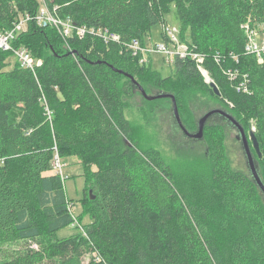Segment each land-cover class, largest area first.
<instances>
[{"label": "trees", "instance_id": "obj_1", "mask_svg": "<svg viewBox=\"0 0 264 264\" xmlns=\"http://www.w3.org/2000/svg\"><path fill=\"white\" fill-rule=\"evenodd\" d=\"M43 2L62 19L106 29L119 40L73 35L66 47L51 25L31 21L12 46L41 61L37 72L17 61L10 67L12 52L0 50L1 264H82L90 251L100 261L89 264H264V195L250 172L235 171L225 155L228 121L211 117L203 139L195 141L207 143L209 171L178 175L159 150L140 146L124 115L138 90L118 72L149 96L174 95L188 131L197 130L191 105L203 95L246 134L245 122L254 120L261 156L252 152L264 181V58L245 51L247 27L264 25V0ZM172 5L181 41L205 55L204 68L221 96L191 59L177 58L163 76L131 50L133 41L145 47L151 29L166 25ZM40 6L41 0H0V30H11L22 16L36 17ZM228 69L248 76L250 92L236 90ZM168 100L145 102L152 110L151 104ZM56 153L77 157L86 168L91 221L84 233L44 243V233L75 222L63 176L53 173ZM19 242L26 246L4 249Z\"/></svg>", "mask_w": 264, "mask_h": 264}, {"label": "rangeland", "instance_id": "obj_2", "mask_svg": "<svg viewBox=\"0 0 264 264\" xmlns=\"http://www.w3.org/2000/svg\"><path fill=\"white\" fill-rule=\"evenodd\" d=\"M163 26L159 24L151 29V37L146 40V47L152 51L155 46L163 43ZM166 26L171 29L180 28V23L176 16V8L171 6V11L166 15ZM257 39L259 42L264 41V25L257 26ZM149 65L152 70L161 73L163 76L169 75L174 70V63H167L160 53L152 52L147 55ZM10 67L16 63L15 56L9 58ZM209 74V73H208ZM210 76V75H209ZM137 94L128 102V107L124 110L125 117L135 127L137 136L140 137L141 147H153L161 153L163 159L169 164L178 175H190L192 172L209 171L210 162L205 158L207 154L206 142H195L188 138L179 126L175 123L172 113V102H157L151 107L146 105L144 97ZM152 95H156L153 91ZM200 103L197 102L195 107L191 105L197 115L196 122L207 111L217 108V104L208 96H200ZM148 101V100H146ZM249 121V120H248ZM247 126V136L249 138V126ZM252 130H256L255 121L250 120L249 123ZM197 131V130H196ZM192 129L191 133H195ZM223 147L232 168L235 171H241L249 175L246 158L242 150L240 140L237 138V130L229 125L224 128ZM219 136V135H218ZM250 145L252 142L249 138ZM253 149V148H252ZM63 161V180L69 199V209L75 217V225L59 230L56 234H43V242H52L60 238L69 237L71 235L83 233L86 224L91 221L89 210L90 191L86 178V168L77 157H69L62 159ZM207 169V170H206ZM96 166H91L90 171L95 172ZM264 178V170H262ZM89 192V194H88ZM26 246V243H14L6 246L4 249L9 251L20 250ZM32 248H37L36 244H32ZM92 261L98 262L97 252H89L82 259V264H89ZM5 262V257L0 250V264Z\"/></svg>", "mask_w": 264, "mask_h": 264}, {"label": "built area", "instance_id": "obj_3", "mask_svg": "<svg viewBox=\"0 0 264 264\" xmlns=\"http://www.w3.org/2000/svg\"><path fill=\"white\" fill-rule=\"evenodd\" d=\"M35 21L39 27L51 25L56 29L57 33L64 41L65 46L69 47V38L76 35L80 39L84 38L86 35H92L102 38L105 43L110 41H118L119 36L115 33H110L108 30L95 27H78L72 23L70 19H62L57 10L50 9L43 0H41V6L39 8L36 17H30L29 15L20 17L19 21L14 25L11 30L1 31L0 30V50L5 52H12L15 56L16 61L19 63L21 68L31 70L35 73L36 68L41 65V61H36L33 59L31 52L26 48H13L12 43L16 40L20 32L26 31L28 23ZM247 44L245 46V51L247 54L255 55L259 61L264 58V41L259 42L257 39V33L254 29L247 27ZM163 34L167 38V42L163 41L160 45L155 46V48L149 50L146 46L142 47L138 41H133L130 45L131 50L134 55H141V63L149 64L148 54L152 52L160 53L165 62L174 63L177 58L180 59H191L197 64L198 69L201 71L203 76L207 79L210 78L208 71L204 68L205 55L196 51V48L191 46L190 43L182 42L179 37V30L171 29L168 26H163ZM235 59L237 57H234ZM217 62L221 60L217 57ZM226 76L229 81H231L238 92L248 93L250 92V79L247 75H241L237 70L228 69L225 71ZM208 75V76H207ZM204 77V78H205ZM211 79V78H210ZM63 161L59 154L56 153L53 162V171L56 174H62ZM75 219V217H74ZM75 225V222L74 224ZM84 233V230H83ZM98 261L100 259L98 258Z\"/></svg>", "mask_w": 264, "mask_h": 264}, {"label": "water", "instance_id": "obj_4", "mask_svg": "<svg viewBox=\"0 0 264 264\" xmlns=\"http://www.w3.org/2000/svg\"><path fill=\"white\" fill-rule=\"evenodd\" d=\"M119 73L124 74L125 76L131 78L133 85L136 87V89L141 93V95L148 101H154V100H159V99H171L172 101V113L173 116L175 118V121L177 123V125L179 126V128L183 131V133L190 139L194 140V141H200L203 139L204 137V129L206 127V124L208 122V120L215 116V115H220L222 117H224L228 123L229 126L235 130H237L238 132V136L237 138L240 140L241 145H242V150L243 153L245 155L246 158V163H247V168L248 171L250 172L254 182L256 183V185L259 187V189L261 190L262 194L264 195V181L260 175L259 169H258V165L256 163V159L254 157V154L252 152V148L255 149V151L258 153V156L260 157V147H259V143L257 141V138L254 134V131L252 130L249 133V138L252 142V147L250 145V141L249 138L246 134V131L244 129V127L229 113L225 112L222 109L219 108H214L211 109L209 111H207L202 117H200V119L197 122V131L195 133H191L190 131L187 130V128L184 126L181 117H180V113H179V109H178V105H177V101L174 95L168 94V93H159L156 95H152L149 96L147 95V93L145 92V90L138 84V82L130 75L122 72V71H118ZM205 77V76H204ZM205 81L207 83H211V86L214 89V92L217 96H221V92L218 89V87L212 82V80L210 78H206L205 77ZM92 191H90V196L92 195ZM91 199H94V196L91 197Z\"/></svg>", "mask_w": 264, "mask_h": 264}, {"label": "bare ground", "instance_id": "obj_5", "mask_svg": "<svg viewBox=\"0 0 264 264\" xmlns=\"http://www.w3.org/2000/svg\"><path fill=\"white\" fill-rule=\"evenodd\" d=\"M13 45V44H12ZM144 46V45H143ZM222 59V58H221ZM18 64V63H17ZM226 71V70H225ZM37 72V71H36ZM208 76V75H207ZM139 92V91H138ZM88 194H89V192H88Z\"/></svg>", "mask_w": 264, "mask_h": 264}, {"label": "crops", "instance_id": "obj_6", "mask_svg": "<svg viewBox=\"0 0 264 264\" xmlns=\"http://www.w3.org/2000/svg\"><path fill=\"white\" fill-rule=\"evenodd\" d=\"M53 173H54V171H53Z\"/></svg>", "mask_w": 264, "mask_h": 264}]
</instances>
